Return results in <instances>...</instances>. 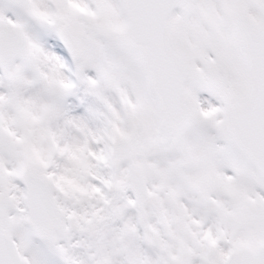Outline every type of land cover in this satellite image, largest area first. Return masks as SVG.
I'll use <instances>...</instances> for the list:
<instances>
[{
	"label": "snow or ice",
	"instance_id": "6c2138e0",
	"mask_svg": "<svg viewBox=\"0 0 264 264\" xmlns=\"http://www.w3.org/2000/svg\"><path fill=\"white\" fill-rule=\"evenodd\" d=\"M0 264H264V0H0Z\"/></svg>",
	"mask_w": 264,
	"mask_h": 264
}]
</instances>
